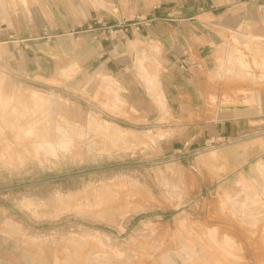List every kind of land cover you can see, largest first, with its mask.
Segmentation results:
<instances>
[{
  "label": "rangeland",
  "instance_id": "1",
  "mask_svg": "<svg viewBox=\"0 0 264 264\" xmlns=\"http://www.w3.org/2000/svg\"><path fill=\"white\" fill-rule=\"evenodd\" d=\"M91 7L113 10L0 0V264H264V162L235 171L217 141L164 150L158 48L122 49L161 115L149 125L121 94V39L88 30ZM236 32L209 76L225 84L221 103L263 112L264 40Z\"/></svg>",
  "mask_w": 264,
  "mask_h": 264
},
{
  "label": "crops",
  "instance_id": "2",
  "mask_svg": "<svg viewBox=\"0 0 264 264\" xmlns=\"http://www.w3.org/2000/svg\"><path fill=\"white\" fill-rule=\"evenodd\" d=\"M113 6L112 12L90 8L87 17L92 34L103 25L124 24L121 39V87L126 103L149 125L161 115L148 91L128 76L129 42H152L160 54V91L165 98L173 132L160 138L172 154L194 151L209 141L221 142L227 164L245 171L247 164L264 162L257 149L256 135L264 133V106L223 104L225 84L209 76L214 67L217 45L224 32L253 33L244 37L264 40V0H97ZM241 35V34H240ZM120 39V38H119ZM184 62L190 72L181 67ZM201 65V68H198ZM216 98L217 103L211 104ZM167 129V130H168ZM168 134V133H166Z\"/></svg>",
  "mask_w": 264,
  "mask_h": 264
},
{
  "label": "built area",
  "instance_id": "3",
  "mask_svg": "<svg viewBox=\"0 0 264 264\" xmlns=\"http://www.w3.org/2000/svg\"><path fill=\"white\" fill-rule=\"evenodd\" d=\"M96 24H98L99 30L102 33H108V34H114V37H118L120 39H122L124 36V32H126V28L124 26V24H117V25H111V24H105L103 25V23L101 22V20H96L95 22ZM181 67H183V69H185L186 71L190 72L189 67L182 62L181 63ZM198 68H201V65H198ZM214 140L209 141V143H212Z\"/></svg>",
  "mask_w": 264,
  "mask_h": 264
},
{
  "label": "bare ground",
  "instance_id": "4",
  "mask_svg": "<svg viewBox=\"0 0 264 264\" xmlns=\"http://www.w3.org/2000/svg\"><path fill=\"white\" fill-rule=\"evenodd\" d=\"M152 89V88H151ZM153 90V89H152ZM32 95V94H31ZM35 97V96H34ZM33 97V98H34ZM29 98H31V97H29ZM37 98V97H36ZM35 98V99H36ZM38 100H40L39 98H38ZM37 100V101H38ZM31 101H32V99H31ZM34 102V101H33ZM32 102V103H33ZM36 102V101H35ZM39 103V102H38ZM37 107V106H36ZM25 112V111H24ZM37 117V116H36ZM35 117V118H36ZM104 124V127H107V125H110V128H112L113 129V131L111 132V136L113 137V138H120V136H121V133H122V131H121V128L120 127H118L117 125H115V124H110V122H108V121H104L103 122ZM111 129V130H112ZM12 138L10 137V140H11ZM16 140V139H15ZM13 141V140H12ZM16 142V141H15ZM21 142V141H20ZM2 145V144H1ZM17 147V146H16ZM8 149V148H7ZM8 152V151H7ZM5 154V153H4ZM2 158V157H1ZM262 167V166H261ZM172 181H173V179H172ZM174 182V181H173ZM237 189V191H236V193L238 194L240 191H241V187L240 186H237L236 187ZM103 258V257H102ZM167 258V257H166ZM104 259V258H103ZM97 261V260H96ZM99 261H100V257H99ZM93 262V261H92ZM101 262V261H100ZM105 262H107V261H105ZM108 263V262H107ZM97 264V263H96ZM102 264V263H101ZM106 264V263H105ZM110 264V263H109ZM121 264H124V263H121ZM165 264H178L174 259H172V258H170V259H167L166 260V262H165Z\"/></svg>",
  "mask_w": 264,
  "mask_h": 264
}]
</instances>
